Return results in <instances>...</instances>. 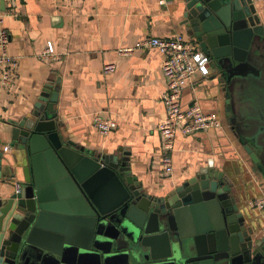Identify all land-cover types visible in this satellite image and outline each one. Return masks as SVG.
I'll use <instances>...</instances> for the list:
<instances>
[{
	"label": "water",
	"instance_id": "1",
	"mask_svg": "<svg viewBox=\"0 0 264 264\" xmlns=\"http://www.w3.org/2000/svg\"><path fill=\"white\" fill-rule=\"evenodd\" d=\"M263 15L254 0H185L182 23L223 76L229 126L264 177ZM39 99L7 122L9 159L0 137V264H264V233L245 225L223 172L149 193L125 158L61 136L56 89Z\"/></svg>",
	"mask_w": 264,
	"mask_h": 264
},
{
	"label": "crops",
	"instance_id": "2",
	"mask_svg": "<svg viewBox=\"0 0 264 264\" xmlns=\"http://www.w3.org/2000/svg\"><path fill=\"white\" fill-rule=\"evenodd\" d=\"M254 2L264 9V0ZM184 4L185 0H0L10 36L7 52L17 59L12 83L0 82V137L8 146L3 152L12 157V145L5 138L7 122L35 113L41 90L49 86V94L57 90L53 107L63 138L125 158L131 174L149 193L167 192L201 167L223 172L232 183L235 208L257 237L264 233V210L250 201L264 196V177L229 126L224 79L212 63L207 76L195 72L185 82L182 103L216 114L221 124L188 134L177 131L173 172L161 173L157 127L166 115L162 54L154 47L123 49L149 36L195 40L182 23ZM49 42L54 57L43 54ZM106 63L115 65L112 72L103 71ZM2 69L0 64V77ZM100 113L116 121L107 135L94 125Z\"/></svg>",
	"mask_w": 264,
	"mask_h": 264
},
{
	"label": "built area",
	"instance_id": "3",
	"mask_svg": "<svg viewBox=\"0 0 264 264\" xmlns=\"http://www.w3.org/2000/svg\"><path fill=\"white\" fill-rule=\"evenodd\" d=\"M3 17L4 12L0 7V64L3 68L0 82L11 84L17 67V59L7 52L10 36L3 25ZM150 47L157 48L162 54L161 69L166 80L162 101L166 115L157 129L162 138L161 173L171 175L173 172L171 154L177 131L184 134L194 133L219 126L221 122L216 114L204 112L197 104L183 105L182 103V90L185 82L191 79L195 72H199L204 77L209 74L210 57L199 48L197 42L184 39L181 35L149 36L136 41L133 47L124 48L123 51ZM43 54L54 57L55 50L51 42ZM114 68L113 63H106L103 71L110 73ZM94 125L99 133L107 135L116 127V121L100 113L94 116ZM7 149L8 146L4 145L3 150ZM250 202L255 207L264 210V196L254 198Z\"/></svg>",
	"mask_w": 264,
	"mask_h": 264
}]
</instances>
